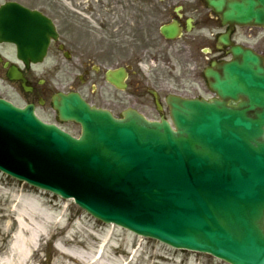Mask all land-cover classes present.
<instances>
[{
	"label": "water",
	"instance_id": "water-1",
	"mask_svg": "<svg viewBox=\"0 0 264 264\" xmlns=\"http://www.w3.org/2000/svg\"><path fill=\"white\" fill-rule=\"evenodd\" d=\"M207 1L224 23L264 26V0ZM232 53L207 73L220 100L169 102L175 129L61 95L60 119L82 127L75 138L0 100V170L174 248L264 264V64Z\"/></svg>",
	"mask_w": 264,
	"mask_h": 264
},
{
	"label": "flooded vegetation",
	"instance_id": "flooded-vegetation-1",
	"mask_svg": "<svg viewBox=\"0 0 264 264\" xmlns=\"http://www.w3.org/2000/svg\"><path fill=\"white\" fill-rule=\"evenodd\" d=\"M172 22L179 34L166 39L160 29ZM236 46L264 59V29L225 26L206 0H0V98L58 126L53 99L72 92L115 116L132 109L166 118L172 96H215L207 70ZM119 69L121 88L107 78Z\"/></svg>",
	"mask_w": 264,
	"mask_h": 264
},
{
	"label": "rangeland",
	"instance_id": "rangeland-1",
	"mask_svg": "<svg viewBox=\"0 0 264 264\" xmlns=\"http://www.w3.org/2000/svg\"><path fill=\"white\" fill-rule=\"evenodd\" d=\"M118 40H113L112 43H117ZM68 41L70 44L71 38ZM6 89L12 100L23 104L13 89ZM63 127L73 135L80 133V128L75 124L67 123ZM38 206L41 211L37 210ZM22 207H26L36 217L30 221L32 226L43 219L42 213L50 216L47 219L46 233L38 239L37 247L34 248L31 264H60L58 246H67V241L79 242V250L94 256L106 239L104 259L96 262L88 260L90 264H116V260H119V264H227L207 254L174 250L118 226L101 223L79 208L73 200L41 191L1 172L0 258L12 246L18 230L17 224H12L7 219L9 212L17 213ZM64 264L75 263L64 261Z\"/></svg>",
	"mask_w": 264,
	"mask_h": 264
},
{
	"label": "bare ground",
	"instance_id": "bare-ground-1",
	"mask_svg": "<svg viewBox=\"0 0 264 264\" xmlns=\"http://www.w3.org/2000/svg\"><path fill=\"white\" fill-rule=\"evenodd\" d=\"M31 205L35 206L34 203ZM37 210L41 211L39 206ZM41 213V212H40ZM43 219H40L34 226L31 225V219H35L33 213L29 212L26 207H22L17 213H10L8 220L10 223L17 224V235L12 246L8 249L4 256L0 258V264H31L32 257L34 255V248L37 247L38 239L42 235H45L50 216L42 213ZM107 239L102 243L99 249L97 257L104 259L105 246ZM67 246H58V253L60 258V264H64V261H72L75 264H90L88 260L92 259V254H86L79 250V242H68ZM119 264V260L115 261ZM59 264V263H57ZM122 264V263H121Z\"/></svg>",
	"mask_w": 264,
	"mask_h": 264
}]
</instances>
